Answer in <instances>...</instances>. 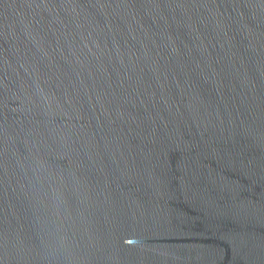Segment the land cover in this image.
<instances>
[{"label":"water","instance_id":"obj_1","mask_svg":"<svg viewBox=\"0 0 264 264\" xmlns=\"http://www.w3.org/2000/svg\"><path fill=\"white\" fill-rule=\"evenodd\" d=\"M0 264H264V0H0Z\"/></svg>","mask_w":264,"mask_h":264}]
</instances>
